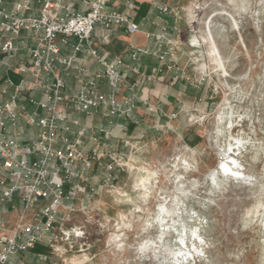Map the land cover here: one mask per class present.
Instances as JSON below:
<instances>
[{
    "label": "rangeland",
    "instance_id": "374dc122",
    "mask_svg": "<svg viewBox=\"0 0 264 264\" xmlns=\"http://www.w3.org/2000/svg\"><path fill=\"white\" fill-rule=\"evenodd\" d=\"M189 14L180 48L203 97L109 186L92 174L98 194L57 224L54 264H264V0Z\"/></svg>",
    "mask_w": 264,
    "mask_h": 264
},
{
    "label": "built area",
    "instance_id": "2783aa9c",
    "mask_svg": "<svg viewBox=\"0 0 264 264\" xmlns=\"http://www.w3.org/2000/svg\"><path fill=\"white\" fill-rule=\"evenodd\" d=\"M5 1L0 0V53L13 58L19 50H29L32 62L20 67L19 71L30 72L34 81L28 89H40L44 96L42 100L30 99L36 111L28 112L18 102L24 85H16L10 76L4 78V92L14 87L15 93L9 100L0 98V171L4 172V177L0 179V202L19 195L25 210H33L38 205L39 209L33 221L19 220L14 225L0 215V264H8L12 257L34 248L43 239L51 246L56 242L59 236L52 231L62 220L61 207L70 197L65 189L67 183L77 180L76 191L87 186L96 177L89 174V169L97 163L104 171L103 186H109L114 170L129 161L125 154L114 152L110 143L112 128L90 130L89 139L95 143L91 151L84 144L86 129H79L74 138L68 136L79 121L69 118L66 105L70 104L77 112L86 114L107 107L113 118H132L139 102L148 104L151 111L154 109L147 99L138 95L136 84L119 71L122 61H110L94 45L95 37L103 43L109 42L115 26H125L129 34L139 31V25L129 16L109 7L113 0H85L83 11L75 10L71 3L64 0H16L14 11H8L3 7ZM36 5L40 6L39 12L32 14ZM60 9L64 10L63 14L58 13ZM161 9L168 10L167 7ZM23 31L40 34L36 47L28 46L27 40L21 37ZM156 39L159 48H163L161 61L170 70H179L178 63L185 51L166 31L157 34ZM63 48H68L70 54L62 56ZM139 51L148 53L146 49ZM81 52H87L94 58L97 69L82 81L77 94L69 96L65 91L64 76L73 69L85 72L84 68L75 65ZM199 74L198 83L202 84L207 80V73L201 67ZM47 76L52 80L48 81ZM104 77L111 81L108 93L99 90V82ZM145 79L150 80L151 76L147 75ZM121 87H125L129 94L118 99ZM184 109L181 106L169 118H176ZM19 120L39 126L36 138L26 144L9 134ZM59 139L64 144L62 148L57 147ZM30 155L35 157L33 161L29 160ZM104 159L109 161L105 163ZM72 210L75 209L72 207ZM84 235L85 231L78 227L62 231L61 238L69 240Z\"/></svg>",
    "mask_w": 264,
    "mask_h": 264
},
{
    "label": "crops",
    "instance_id": "0c3cea01",
    "mask_svg": "<svg viewBox=\"0 0 264 264\" xmlns=\"http://www.w3.org/2000/svg\"><path fill=\"white\" fill-rule=\"evenodd\" d=\"M16 0H6L3 7L8 11H14ZM65 3H71L75 10L83 11L85 9V0H64ZM197 0H113L109 7L118 10L129 16L139 25V31L136 34H129L125 26H115L112 29V36L109 42L103 43L99 37L94 38V45L99 53L106 56L110 61L121 60L122 64L118 69L123 73L131 83L136 84V90L141 98L147 99L148 103L154 107L153 111L149 109L148 104L139 102L132 118L111 117L108 108L100 107L92 110L90 114L77 112L70 104L66 105V112L71 120H78L79 125L73 126L72 132L67 134L71 138L77 136V131L81 128L86 129L84 137L85 148L91 151L95 147V143L89 139L90 130L98 127L112 128L113 136L110 143L116 154H125L130 161L140 159L142 153L147 148L156 147L161 141V126L169 123L180 127L181 115L186 111L188 106L198 105V100L203 97L200 87H196L194 83V71L188 66L187 59L184 57L178 63L179 70H170L168 66L160 59L163 48H159L156 39L157 34L163 31L174 39L180 46L187 37V25L189 11L195 5ZM167 7V11L161 8ZM40 6L36 5L32 10V14L39 12ZM59 14H63L64 10H58ZM98 32H100L98 30ZM40 35V34H39ZM39 35L23 31L22 38H25L30 48L36 47L39 41ZM19 39L16 41L18 42ZM72 41H74L72 39ZM1 43V40H0ZM146 49L148 53H142L139 50ZM70 54L68 48H63L62 56ZM136 56V57H135ZM6 63L12 66H7ZM32 62L31 52L29 50H19L13 58H8L0 53V98L9 100L15 93V88H11L4 92V78L10 76L16 85L23 84L24 89L18 95V102L28 112L36 111V106L31 103L30 99L42 100L43 92L40 89L31 90L28 86L34 81V76L30 72H20L19 69L23 65H30ZM75 65L84 68L85 72L81 73L73 69L67 76H64L66 88L65 91L69 96L78 93L82 81L88 76L96 72L97 64L94 58L87 52H81L75 60ZM62 69L63 66L60 65ZM135 70L140 72L136 73ZM151 76L150 80L145 76ZM47 80L52 78L47 76ZM110 79L104 77L99 82V90L108 93L111 90ZM129 92L125 87H121L118 99ZM184 106V110L178 113L174 119H170L172 112L179 111ZM43 114L42 111L39 112ZM166 128V127H165ZM39 133V126L30 124L25 120H19L9 134L17 136L23 143L36 138ZM63 142L59 139L57 147L62 148ZM29 160L33 161L35 157L30 155ZM108 159H104L106 163ZM103 168L94 163L89 169V174L103 171ZM104 174V172H103ZM4 177V172L0 171V179ZM103 175L99 178L102 179ZM92 180L87 186L76 191L75 185L77 180L67 183L65 186L66 193L70 196L65 200L61 207L64 216H70L72 213L79 211L88 213V202H92L98 191L91 190L98 183ZM94 181V182H93ZM75 210L71 211V208ZM39 205L35 209L27 211L24 209L23 203L19 195L0 202V215L13 225L19 220L30 222L34 220L35 212L38 211ZM62 219H65L64 217ZM57 226L52 231L56 233ZM9 234V230L6 231ZM2 234V232H0ZM51 249L45 239L37 243L36 246L26 252H22L11 258L8 264H54V256H51Z\"/></svg>",
    "mask_w": 264,
    "mask_h": 264
},
{
    "label": "bare ground",
    "instance_id": "6f19581e",
    "mask_svg": "<svg viewBox=\"0 0 264 264\" xmlns=\"http://www.w3.org/2000/svg\"><path fill=\"white\" fill-rule=\"evenodd\" d=\"M220 116H221V118L223 119V118H224V113H223V114L221 113V115H220ZM162 209H163V207H162Z\"/></svg>",
    "mask_w": 264,
    "mask_h": 264
}]
</instances>
